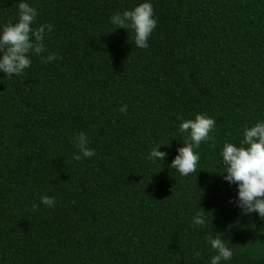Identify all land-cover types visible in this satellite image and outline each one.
Returning <instances> with one entry per match:
<instances>
[{"label": "trees", "instance_id": "trees-1", "mask_svg": "<svg viewBox=\"0 0 264 264\" xmlns=\"http://www.w3.org/2000/svg\"><path fill=\"white\" fill-rule=\"evenodd\" d=\"M28 2L34 27L53 26L41 55L60 58L0 72V264H209L213 232L226 264H264V219L229 203L236 186L218 173L223 142L264 118V0H151L147 48L109 23L140 0ZM15 17L0 0V24ZM198 112L214 139L181 177L168 167L187 135L178 117ZM81 131L95 155L75 161ZM156 144L162 162L148 159ZM200 207L207 228L190 225Z\"/></svg>", "mask_w": 264, "mask_h": 264}, {"label": "clouds", "instance_id": "clouds-1", "mask_svg": "<svg viewBox=\"0 0 264 264\" xmlns=\"http://www.w3.org/2000/svg\"><path fill=\"white\" fill-rule=\"evenodd\" d=\"M38 13L36 7L28 0H16L15 21L0 24V72L12 77L21 75L32 63L33 56H40L45 62L59 59L58 54L49 52L46 56L41 54L46 51L45 39L52 31L51 23H42L34 27ZM109 23L114 29H131L134 33L133 40L137 48L148 47V37L156 27V19L151 0H140L132 8L122 12L116 11L109 17ZM127 110V105L122 104L120 111ZM180 119L178 132L187 134L184 142L176 149L169 168L174 169L181 177L191 173L197 174L200 161L199 148L202 141L213 140L211 133L215 127V119L206 113L198 112L194 118ZM76 152L72 159L81 160L83 157H92L95 150L90 148L86 133L80 132L74 137ZM160 144L154 145L148 159L153 162H162L168 155L159 151ZM221 171L223 179L229 184H235L236 195L229 198L242 214L255 212L264 219V118L258 119L251 126L243 128V138L239 143L225 140L219 149ZM40 203L53 207L55 197L47 194L40 196ZM33 207H36L35 205ZM203 208L195 211L191 216L190 225L197 228H207L209 221ZM205 237V243L213 250L209 264H226L233 256V249L222 239V233L213 232ZM193 257L200 256L199 250L193 252Z\"/></svg>", "mask_w": 264, "mask_h": 264}]
</instances>
